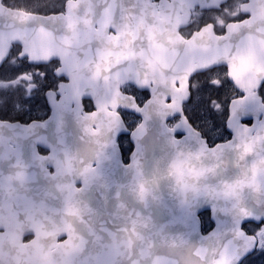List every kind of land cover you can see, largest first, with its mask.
Wrapping results in <instances>:
<instances>
[{"label": "flooded vegetation", "instance_id": "flooded-vegetation-1", "mask_svg": "<svg viewBox=\"0 0 264 264\" xmlns=\"http://www.w3.org/2000/svg\"><path fill=\"white\" fill-rule=\"evenodd\" d=\"M68 1L2 0L6 6L47 15H68ZM149 10L160 30L174 33L164 34L160 41L115 43L109 36L117 32L109 30L105 16H98L86 34L78 35L76 56L32 58L22 44H12L0 65V253H61L72 235H80L83 220L98 206L109 208V163L114 153L109 130L92 116L114 110L109 105L110 44H121L113 48L112 61H133L138 66L139 84L125 82L120 89L140 108L153 93H164L170 85L181 104V113L167 120L175 138L187 135L176 128L186 120L207 147H214L234 137L231 121L253 130L263 121L264 114L256 116L254 110L256 103L264 105V64L252 73L239 67L236 70L242 81L236 82L228 64L200 68L196 59L192 61L194 70L188 72L185 52L177 50L188 47L204 30L223 36L233 23L254 20L255 33L264 31V25L259 24L264 18L255 17L263 13L264 0H208L203 4L151 0ZM74 17L79 24L93 19L92 15H80L79 10ZM256 37L261 39L257 44H264L261 34ZM170 59L180 62L177 70L166 64ZM243 99L233 115L232 103ZM171 102L166 100V104ZM116 111L127 130L117 136V143L123 163L128 164L134 149L131 134L143 117L120 105ZM107 118L104 115L103 121ZM155 133V129L143 128L141 140L152 141L150 135ZM212 227L213 223L201 222L202 233ZM241 227L256 239L251 255L255 263L264 264V219L247 221ZM75 246L79 251L80 243Z\"/></svg>", "mask_w": 264, "mask_h": 264}, {"label": "water", "instance_id": "water-1", "mask_svg": "<svg viewBox=\"0 0 264 264\" xmlns=\"http://www.w3.org/2000/svg\"><path fill=\"white\" fill-rule=\"evenodd\" d=\"M191 1L203 4L208 0ZM150 3L151 0H70L68 17L63 13L28 12L8 7L0 0V64L13 43L22 44L32 58L76 56L78 35L86 34L98 16H105L109 30L117 32L109 36V41H160L161 36L172 35L174 30H160L158 21L151 18ZM78 10L80 15H92L93 19L79 24L74 17ZM255 17L264 18V11ZM254 22L231 24L223 36H213L205 30L196 34L188 47L177 50L185 52L188 72L194 70L192 61L196 59L200 68L228 64L231 78L239 82V67L249 73L263 67L264 44H257L261 39L256 34H261L264 42V31L255 33ZM259 22L264 25V21ZM118 45L121 44L109 46V105L114 110L92 116H97L99 126L109 130V145L114 153L109 163V208L98 206L83 220L80 235H72L61 253H0V264H240L256 246L255 237L247 234L242 224L264 219V119L255 131L231 121L233 139L213 148L206 146L186 120L179 129L187 135L175 138L167 119L181 112V104L176 102L172 88L168 85L166 92L153 93L144 108L138 107L120 89L124 82L139 84L138 66L133 61L111 60L112 50ZM166 64L175 65L176 70L181 65L172 59ZM167 99L173 102L166 104ZM244 101L232 103L233 115ZM118 105L143 117L142 124L131 134L135 147L127 165L122 162L116 140L126 131L116 111ZM263 108L264 105H255L256 114ZM104 115L109 119L103 121ZM143 128L156 130L150 135L152 141L143 143ZM205 210L210 211L215 226L203 234L200 213ZM77 243L79 251L75 250Z\"/></svg>", "mask_w": 264, "mask_h": 264}, {"label": "trees", "instance_id": "trees-1", "mask_svg": "<svg viewBox=\"0 0 264 264\" xmlns=\"http://www.w3.org/2000/svg\"><path fill=\"white\" fill-rule=\"evenodd\" d=\"M202 218L205 220L206 223L209 222V214L208 212L202 213ZM254 263V258L252 256L248 257L242 264H252ZM254 264H263V263H254Z\"/></svg>", "mask_w": 264, "mask_h": 264}, {"label": "rangeland", "instance_id": "rangeland-1", "mask_svg": "<svg viewBox=\"0 0 264 264\" xmlns=\"http://www.w3.org/2000/svg\"><path fill=\"white\" fill-rule=\"evenodd\" d=\"M262 239L264 240V235L262 236Z\"/></svg>", "mask_w": 264, "mask_h": 264}]
</instances>
